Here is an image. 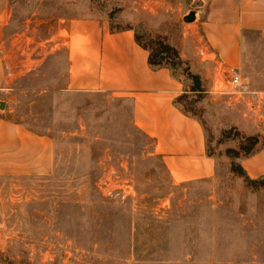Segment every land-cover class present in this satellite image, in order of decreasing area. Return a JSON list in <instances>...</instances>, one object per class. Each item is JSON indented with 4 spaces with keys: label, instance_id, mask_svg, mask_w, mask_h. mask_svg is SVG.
Segmentation results:
<instances>
[{
    "label": "rangeland",
    "instance_id": "rangeland-1",
    "mask_svg": "<svg viewBox=\"0 0 264 264\" xmlns=\"http://www.w3.org/2000/svg\"><path fill=\"white\" fill-rule=\"evenodd\" d=\"M206 2L0 0V41L18 71L0 91V116L47 136L53 151L46 171L0 173V264H264V180L246 181L251 156L241 150L249 137L259 140L254 153L264 148V68H242V95L229 94L230 78L215 75L214 56L202 54ZM39 6L66 18L99 16L145 45L176 48L183 64L174 73L185 90L194 75H210L205 91L182 104L206 129L215 175L173 179L135 126L130 101L58 92L65 54L20 72L57 31L36 27ZM86 44L73 48L85 53Z\"/></svg>",
    "mask_w": 264,
    "mask_h": 264
},
{
    "label": "crops",
    "instance_id": "crops-1",
    "mask_svg": "<svg viewBox=\"0 0 264 264\" xmlns=\"http://www.w3.org/2000/svg\"><path fill=\"white\" fill-rule=\"evenodd\" d=\"M52 8L39 6L44 16L35 18L34 23L37 28L55 24L57 31L45 39L43 52L19 66L20 72L24 66L25 71L33 70L65 54L66 84L58 92L99 93L130 101L135 126L153 140L155 153L173 179L192 182L212 178L216 161L207 152L206 129L175 103L185 93L182 82L167 68L151 67L150 53L137 43L135 31L113 32L110 22L99 16L66 18L59 13L52 15ZM206 11L201 22L206 40L202 54L214 56L215 75L220 71L228 77L236 71L242 84V68H264V0H207ZM63 32L70 38L67 43ZM81 39L88 42L85 53L73 48ZM17 72L5 43L0 41V91ZM52 152L47 136L0 116V173H22L28 167L46 171L48 164L44 166L43 160L47 161L48 155L51 158ZM245 163L248 176L261 179L264 148L257 149Z\"/></svg>",
    "mask_w": 264,
    "mask_h": 264
},
{
    "label": "trees",
    "instance_id": "trees-1",
    "mask_svg": "<svg viewBox=\"0 0 264 264\" xmlns=\"http://www.w3.org/2000/svg\"><path fill=\"white\" fill-rule=\"evenodd\" d=\"M125 30H133V29L127 28ZM111 31H113L112 28H111ZM120 31H124V30H120ZM135 38H136L137 43L142 48H144L145 50H147L150 53L149 64L151 65V67H153L155 69L156 68H167L171 71L172 76L180 81L178 76L174 73V68L176 66L183 64V61H182V59L179 55V52L177 51L176 48H174V47H172L166 43L159 42V41L152 42L151 43L152 45H150V46L145 45L142 42V39L137 36V32H135ZM193 80H194L193 88L190 90L186 89L185 93L183 95H181L175 102L177 107L179 109H181V111L183 113L190 115L192 117H194V116L189 114L188 109L183 108L182 103L189 101V99L191 98V95H192L191 93H196V95H201V93H203L205 91L204 86H203V82H202L200 76L194 75ZM1 117H3V116H1ZM6 119L10 122L16 123L14 121H11L7 117H6ZM36 134H38V133H36ZM258 143H259L258 138L249 137L246 139L245 143H243L241 145V150L247 157H249V156L253 155L255 147L258 145ZM207 152H208V147H207ZM208 154H209V156L213 157L209 152H208ZM242 171H243V175H244V177L248 183L254 184V183L258 182L259 180H264V179H256V180L251 179L243 168H242Z\"/></svg>",
    "mask_w": 264,
    "mask_h": 264
},
{
    "label": "built area",
    "instance_id": "built-area-1",
    "mask_svg": "<svg viewBox=\"0 0 264 264\" xmlns=\"http://www.w3.org/2000/svg\"><path fill=\"white\" fill-rule=\"evenodd\" d=\"M228 77L230 79H229L228 84H227V89L230 91L235 90L233 92H229V94H238L240 92V88L242 86L240 76L238 75V73L236 71H234V72L231 71V72H229Z\"/></svg>",
    "mask_w": 264,
    "mask_h": 264
},
{
    "label": "water",
    "instance_id": "water-1",
    "mask_svg": "<svg viewBox=\"0 0 264 264\" xmlns=\"http://www.w3.org/2000/svg\"><path fill=\"white\" fill-rule=\"evenodd\" d=\"M195 20V14H191L185 18L186 22H193Z\"/></svg>",
    "mask_w": 264,
    "mask_h": 264
}]
</instances>
